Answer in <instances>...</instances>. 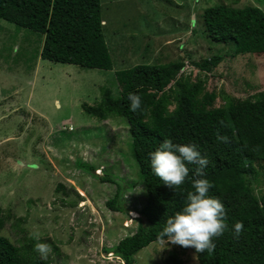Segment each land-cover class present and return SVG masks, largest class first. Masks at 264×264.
<instances>
[{"label": "rangeland", "instance_id": "obj_1", "mask_svg": "<svg viewBox=\"0 0 264 264\" xmlns=\"http://www.w3.org/2000/svg\"><path fill=\"white\" fill-rule=\"evenodd\" d=\"M100 4L112 71L43 61L42 35L0 20V211L10 218L0 234L19 246L38 232L41 243L59 249V255L49 253L46 260L51 264H122L106 251L136 231L140 217L136 213L146 204L147 194L129 151L127 121L112 116L99 121L81 109L82 104L100 101L101 87L109 88L113 96L119 94L115 71L184 63L153 99L148 117L152 120L182 111V95L188 88L198 99L216 93L215 107L264 94V54L250 53L247 32L235 28V40L217 44L207 37L202 16L205 9L220 5L258 6L255 0H100ZM259 6L264 8V0ZM218 55L222 61L210 73L194 66ZM78 162L93 167V173L78 168ZM254 170L247 180L260 194L264 161H257ZM103 177L120 184L123 212L106 206L117 188L101 182ZM20 218L24 221L13 227ZM134 264L199 263L194 248L164 240L140 251Z\"/></svg>", "mask_w": 264, "mask_h": 264}, {"label": "trees", "instance_id": "obj_2", "mask_svg": "<svg viewBox=\"0 0 264 264\" xmlns=\"http://www.w3.org/2000/svg\"><path fill=\"white\" fill-rule=\"evenodd\" d=\"M226 5L210 7L203 12L205 32L209 40L228 44L235 40V28L247 32L251 54H264V8ZM100 0H0V20L42 35L39 53L43 61L68 64L82 70L112 71L113 60L105 40ZM222 61L220 55L195 63L194 66L210 73ZM184 63L141 64L115 71L114 78L119 94L113 96L107 87L100 88V101L93 106L82 104V111L99 121L109 116L124 118L131 139L129 151L138 167V177L147 194L136 231L123 238L107 253L114 254L122 264H134L136 255L150 244L164 240L159 233L166 220L183 210L189 192L194 191L193 181L207 179L212 187L208 195L219 198L226 209L228 230L214 238L212 253H196L199 264H264V191L255 194L247 176L255 172L254 164L264 161V94L240 103L227 102L215 107L216 93L205 94L201 99L187 89L182 95V111L157 119H149L154 108L153 99L163 93L175 79ZM141 97L139 112L130 110L128 96ZM223 122V126L221 124ZM229 138L228 143L217 140V131ZM174 144H195L201 155L209 161L205 175L197 177L199 165L190 169L185 182L169 187L151 170L150 154L159 149L164 140ZM78 168L93 173V167L77 163ZM101 182L116 185L117 193L106 206L113 212L121 208V186L111 177ZM9 216L0 211V233ZM24 220L14 221L17 227ZM242 222L244 229L237 239L233 226ZM41 242V241H39ZM34 238H24L17 246L0 234V264H51L42 259L32 246ZM59 255V249L52 244Z\"/></svg>", "mask_w": 264, "mask_h": 264}, {"label": "clouds", "instance_id": "obj_3", "mask_svg": "<svg viewBox=\"0 0 264 264\" xmlns=\"http://www.w3.org/2000/svg\"><path fill=\"white\" fill-rule=\"evenodd\" d=\"M130 110L139 112L142 108L141 97L135 93L128 96ZM223 126V122H221ZM217 140L228 143L229 138L220 135L217 131ZM151 170L169 187H179L189 175L187 165H199L195 169L197 177L205 175L204 169L209 161L197 150L195 144H174L171 139L164 140L159 149L150 154ZM194 191L189 192L182 211L166 220L165 226L159 233V239L179 245L184 248H194L197 253H212L216 245L214 238L221 237L228 230L226 209L219 198L208 195L212 185L207 179L197 178L192 184ZM233 235L239 238L244 229L242 222H236L233 226ZM37 240L34 251L42 259H47L52 251L51 245L41 243L38 232L32 233Z\"/></svg>", "mask_w": 264, "mask_h": 264}, {"label": "crops", "instance_id": "obj_4", "mask_svg": "<svg viewBox=\"0 0 264 264\" xmlns=\"http://www.w3.org/2000/svg\"><path fill=\"white\" fill-rule=\"evenodd\" d=\"M184 9H188V7L186 6ZM182 19H183V15H182ZM104 24H105V25H104ZM102 25H103V26H106V23L103 21V22H102ZM124 238H125V237H124ZM122 239H123V238H122ZM122 239H121V240H122ZM108 240H109V239H108ZM117 244H118V243H117ZM117 244H116V245H117ZM60 248H61V247H60ZM116 257H117V256H116Z\"/></svg>", "mask_w": 264, "mask_h": 264}, {"label": "bare ground", "instance_id": "obj_5", "mask_svg": "<svg viewBox=\"0 0 264 264\" xmlns=\"http://www.w3.org/2000/svg\"><path fill=\"white\" fill-rule=\"evenodd\" d=\"M136 215H138V214H136Z\"/></svg>", "mask_w": 264, "mask_h": 264}, {"label": "built area", "instance_id": "obj_6", "mask_svg": "<svg viewBox=\"0 0 264 264\" xmlns=\"http://www.w3.org/2000/svg\"><path fill=\"white\" fill-rule=\"evenodd\" d=\"M121 262H122V260H121Z\"/></svg>", "mask_w": 264, "mask_h": 264}]
</instances>
